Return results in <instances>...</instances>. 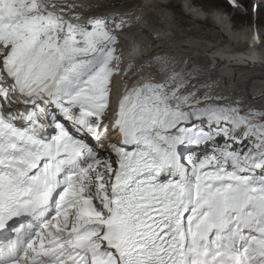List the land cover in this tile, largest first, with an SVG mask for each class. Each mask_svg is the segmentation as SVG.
Here are the masks:
<instances>
[{"label":"snow or ice","instance_id":"1","mask_svg":"<svg viewBox=\"0 0 264 264\" xmlns=\"http://www.w3.org/2000/svg\"><path fill=\"white\" fill-rule=\"evenodd\" d=\"M99 7L0 0V264H264V106L126 63L142 17Z\"/></svg>","mask_w":264,"mask_h":264},{"label":"bare ground","instance_id":"2","mask_svg":"<svg viewBox=\"0 0 264 264\" xmlns=\"http://www.w3.org/2000/svg\"><path fill=\"white\" fill-rule=\"evenodd\" d=\"M136 1L142 6L140 9L136 8V11H140L138 15L142 17V21L131 31L123 33L126 37L123 42L126 63L146 61L152 53L163 50L177 59L212 69L202 74L201 80L211 85L213 90L233 98L243 97L248 104L256 108L264 106V47L251 43L252 26L235 29L231 25L230 16L225 12L214 11L208 16L204 14L202 8L191 6L187 1L184 3L193 18L208 19L209 17L212 21L211 26L212 24L215 26L209 29L199 26L190 29L156 28L145 17L154 13L155 16L161 15L168 20L172 19L170 12L160 5L157 6L154 0ZM163 1L166 0H157L158 3ZM76 2L103 5L106 0H76ZM112 11L121 10L112 8L105 10V6H101L99 12L95 14L107 15ZM171 23L179 22L172 19ZM179 25L182 26L181 22ZM261 35H264V30H261Z\"/></svg>","mask_w":264,"mask_h":264},{"label":"rangeland","instance_id":"3","mask_svg":"<svg viewBox=\"0 0 264 264\" xmlns=\"http://www.w3.org/2000/svg\"><path fill=\"white\" fill-rule=\"evenodd\" d=\"M156 2L157 6H161L163 7L164 10L169 11L170 12V16L172 17V19H175L177 22L179 23H175L172 24L171 23V18L168 19L170 21L165 19L164 17H161V15L159 16H155L154 13H150L148 14V17H145L146 20H148L152 26L156 27V28H166V27H175L178 29L181 28H192L193 26H199V28H204V27H208L209 28H213L215 25L212 24L211 26V19L208 17V19H195L193 18L190 14H189V9L187 7H182L181 3H179L180 1L183 0H178V1H174V2H167L166 4L164 3H158L157 0H154ZM188 1L191 6H196L199 8H202V10H204V14L206 13V15H210L212 12L214 11H222L225 12L226 14H228L230 16V21H231V25L232 27H234L235 29H242L245 27H251L253 25V18L251 16V13H249L248 15H241L239 13H237L235 10L233 9H226V8H214L212 7V5L208 4V5H200L195 3L193 0H186ZM114 2V0H106V3L100 6H105V10L110 8L107 7V5H109L110 3ZM119 3H121L123 5V7H121L119 10L121 11H125V10H132L136 12V14L138 15V13L140 12L139 10L136 11V8L140 9L142 6L140 5L139 1L136 0H118ZM139 3V5H138ZM92 4V3H91ZM154 7V6H152ZM131 8V9H130ZM184 8V10H183ZM95 12H99V8L93 9V13L95 14ZM173 15V16H172ZM175 16V17H174ZM182 24V26H180L179 24ZM258 23L261 26V30H264V16H261V19H259ZM169 24V25H168ZM177 25V26H176ZM185 35V34H184ZM186 36V35H185ZM188 37H190V34L188 35ZM135 79V78H133Z\"/></svg>","mask_w":264,"mask_h":264},{"label":"trees","instance_id":"4","mask_svg":"<svg viewBox=\"0 0 264 264\" xmlns=\"http://www.w3.org/2000/svg\"><path fill=\"white\" fill-rule=\"evenodd\" d=\"M195 3L200 4V5H212V7L214 8H226V9H230L226 3V0H193ZM239 14H243L238 12ZM244 15V14H243ZM264 16V15H261ZM261 19V17H260Z\"/></svg>","mask_w":264,"mask_h":264}]
</instances>
